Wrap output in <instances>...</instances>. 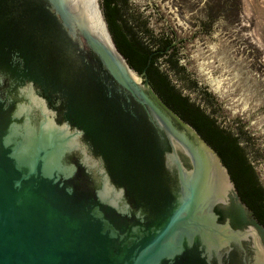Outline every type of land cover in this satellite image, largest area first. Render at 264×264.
Segmentation results:
<instances>
[{
    "label": "water",
    "instance_id": "obj_1",
    "mask_svg": "<svg viewBox=\"0 0 264 264\" xmlns=\"http://www.w3.org/2000/svg\"><path fill=\"white\" fill-rule=\"evenodd\" d=\"M0 264H264L227 167L130 68L100 0H0Z\"/></svg>",
    "mask_w": 264,
    "mask_h": 264
},
{
    "label": "rangeland",
    "instance_id": "obj_2",
    "mask_svg": "<svg viewBox=\"0 0 264 264\" xmlns=\"http://www.w3.org/2000/svg\"><path fill=\"white\" fill-rule=\"evenodd\" d=\"M126 1L140 29L172 35L173 52L209 97L216 123L237 122L252 141L253 169L264 181V0Z\"/></svg>",
    "mask_w": 264,
    "mask_h": 264
},
{
    "label": "trees",
    "instance_id": "obj_3",
    "mask_svg": "<svg viewBox=\"0 0 264 264\" xmlns=\"http://www.w3.org/2000/svg\"><path fill=\"white\" fill-rule=\"evenodd\" d=\"M126 0H100L108 29L118 51L124 56L130 68L146 77L160 99L182 120L190 124L202 139L220 156L227 167L243 201L254 211L256 218L264 225V189L254 175L252 165L247 158V149L236 136L221 128L215 121V113L209 114L197 103L190 101L171 82L167 69L174 74L173 51L176 46L172 35L161 32L152 35L149 30L140 29L134 18L129 21L123 9ZM209 12V17L212 15ZM141 30L140 39L133 25ZM158 61L166 70L158 66Z\"/></svg>",
    "mask_w": 264,
    "mask_h": 264
},
{
    "label": "flooded vegetation",
    "instance_id": "obj_4",
    "mask_svg": "<svg viewBox=\"0 0 264 264\" xmlns=\"http://www.w3.org/2000/svg\"><path fill=\"white\" fill-rule=\"evenodd\" d=\"M176 44V42L174 41L173 42V45L174 46H176L175 45ZM142 75V74H141ZM254 172V171H253ZM254 175L256 176V174H255V172H254ZM231 176V175H230ZM256 178H257V176H256ZM257 181H258V179H257ZM234 182V181H233ZM259 182V181H258ZM259 184L261 185V187L264 189V186H263V184L262 183H260L259 182ZM234 185H235V183H234ZM235 188H236V190H237V192H238V195H239V197L241 198V201L247 206V208L252 212V214H253V217L257 220V222L264 228V225L262 224V223H260L259 222V220L256 218V216H255V213H254V211L243 201V199H242V197H241V195L239 194V191H238V189H237V187H236V185H235Z\"/></svg>",
    "mask_w": 264,
    "mask_h": 264
}]
</instances>
